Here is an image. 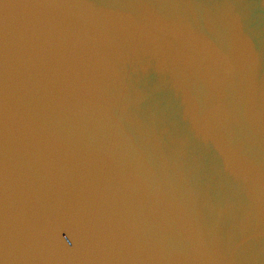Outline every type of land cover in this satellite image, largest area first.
Wrapping results in <instances>:
<instances>
[{
	"label": "water",
	"instance_id": "95a60500",
	"mask_svg": "<svg viewBox=\"0 0 264 264\" xmlns=\"http://www.w3.org/2000/svg\"><path fill=\"white\" fill-rule=\"evenodd\" d=\"M43 15L93 70L71 106L13 85L0 264H264V0H0V32Z\"/></svg>",
	"mask_w": 264,
	"mask_h": 264
},
{
	"label": "snow or ice",
	"instance_id": "6c2138e0",
	"mask_svg": "<svg viewBox=\"0 0 264 264\" xmlns=\"http://www.w3.org/2000/svg\"><path fill=\"white\" fill-rule=\"evenodd\" d=\"M185 55L191 62L204 63L203 55L194 47ZM92 70L79 35L61 18L36 17L25 22L15 36L0 32V142L14 130L26 135V130L14 125L10 103L13 85L22 76L28 73L39 80L42 102L71 106L87 90ZM18 210L7 156L0 155V247L22 244L8 223Z\"/></svg>",
	"mask_w": 264,
	"mask_h": 264
}]
</instances>
